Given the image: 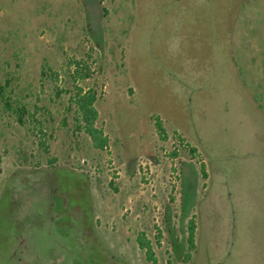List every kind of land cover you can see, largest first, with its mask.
Listing matches in <instances>:
<instances>
[{
	"label": "rangeland",
	"instance_id": "obj_1",
	"mask_svg": "<svg viewBox=\"0 0 264 264\" xmlns=\"http://www.w3.org/2000/svg\"><path fill=\"white\" fill-rule=\"evenodd\" d=\"M138 235L156 264H264V0H0V264H150Z\"/></svg>",
	"mask_w": 264,
	"mask_h": 264
},
{
	"label": "trees",
	"instance_id": "obj_2",
	"mask_svg": "<svg viewBox=\"0 0 264 264\" xmlns=\"http://www.w3.org/2000/svg\"><path fill=\"white\" fill-rule=\"evenodd\" d=\"M77 67L74 69L72 74V79L78 80L83 79L87 76L86 72H83L82 68H79V64L76 63ZM96 101V93L93 90H82L79 87L75 88V91L72 93L71 97L69 98L70 107L74 108L75 116L73 117L76 121L77 128H82L84 133L90 138L92 147L96 150L103 151L107 147L108 139L103 134L102 130L100 128H97L95 126V121L97 119V111L94 107V103ZM16 113V122L20 125L24 124V116L27 114V111L23 107H19V109L15 112ZM155 129L156 132L160 135L164 134V128L161 126V122L157 119L155 122ZM189 153L194 156L196 154V148L190 147ZM199 172L201 173L202 177L206 178V172H205V166L203 163L200 164ZM55 197H53L54 206L52 210H58V220L60 221L63 218H67V207H64L65 202L63 199L61 200L63 205H58V203L55 201ZM183 200V199H182ZM183 218L187 217V211H185L184 208V202H183ZM66 222V221H65ZM57 226L64 225L60 224L59 222L53 223ZM195 221L193 219H189L186 225V237L182 243V245L176 244V242H173L175 245V248L179 251V256L181 254V259L184 262H189L191 255L189 252L193 251L195 248L194 244V233H195ZM136 244L139 249L144 251V255L146 260L150 264H156V259L154 257V253L152 250V247L150 245V242L144 238L142 235H138L136 237ZM183 247L185 248V251L182 252ZM103 257L105 255H102ZM107 259V256H105V261ZM30 263L33 264L32 260H30ZM20 264V263H19Z\"/></svg>",
	"mask_w": 264,
	"mask_h": 264
},
{
	"label": "crops",
	"instance_id": "obj_3",
	"mask_svg": "<svg viewBox=\"0 0 264 264\" xmlns=\"http://www.w3.org/2000/svg\"><path fill=\"white\" fill-rule=\"evenodd\" d=\"M206 178H207V174H206ZM205 178V179H206ZM65 207V206H64ZM91 234V233H90ZM94 235H95V237L93 238L94 240L93 241H95L96 243H95V245L96 246H100V250H101V252L105 255V256H107V254L105 253L106 251V249H107V246H104V244H102L103 242L101 241V238L97 235V233L96 232H94ZM92 238V237H91ZM90 241H91V239H90ZM64 251L65 252H67L68 251V249L67 248H65L64 247ZM30 254L31 253H29V252H26L25 254H24V257L25 258H30ZM32 257V256H31ZM26 260V259H25ZM26 264V263H25Z\"/></svg>",
	"mask_w": 264,
	"mask_h": 264
}]
</instances>
